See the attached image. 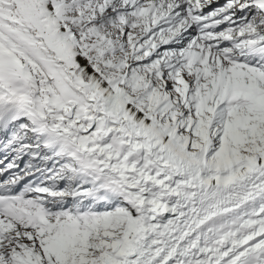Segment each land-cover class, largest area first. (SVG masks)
<instances>
[{"label":"snow or ice","instance_id":"snow-or-ice-1","mask_svg":"<svg viewBox=\"0 0 264 264\" xmlns=\"http://www.w3.org/2000/svg\"><path fill=\"white\" fill-rule=\"evenodd\" d=\"M0 264H264V0H0Z\"/></svg>","mask_w":264,"mask_h":264}]
</instances>
